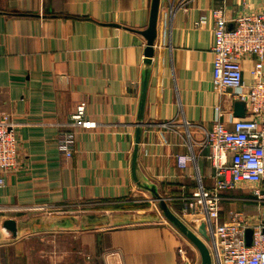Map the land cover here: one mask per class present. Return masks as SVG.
<instances>
[{
	"label": "crops",
	"instance_id": "1",
	"mask_svg": "<svg viewBox=\"0 0 264 264\" xmlns=\"http://www.w3.org/2000/svg\"><path fill=\"white\" fill-rule=\"evenodd\" d=\"M247 3L255 11L264 0ZM220 6L229 19L242 11L240 0H0V117L16 125L18 144L0 187V264H201L162 207L200 236L202 222L182 216L178 199L197 178L212 185L201 145L214 107L228 128L239 119L212 87ZM252 67L241 62L246 84ZM80 103L94 129L69 127ZM66 132L70 159L58 150ZM180 155L194 156L185 169ZM245 206L225 202L220 220Z\"/></svg>",
	"mask_w": 264,
	"mask_h": 264
},
{
	"label": "built area",
	"instance_id": "2",
	"mask_svg": "<svg viewBox=\"0 0 264 264\" xmlns=\"http://www.w3.org/2000/svg\"><path fill=\"white\" fill-rule=\"evenodd\" d=\"M240 4L242 11L231 19L223 6L211 10L210 52L215 95L242 104L244 115L228 128L221 121V107H214L216 121L201 145L208 149L212 185L205 188L197 178L192 193L178 199L182 216L204 223L212 264H264V5L251 11L247 0H240ZM246 59H253L249 84L244 83L241 69ZM85 113V104L77 105L69 127L94 129L96 123L87 120ZM74 143L73 132H66L59 152L70 159ZM17 150L16 125L4 114L0 117V187L4 176L16 169ZM193 159V155L177 156L178 168L185 169ZM225 202H245L253 211L228 210L221 221ZM247 230L251 231L248 246ZM179 253L185 254L183 250Z\"/></svg>",
	"mask_w": 264,
	"mask_h": 264
},
{
	"label": "water",
	"instance_id": "3",
	"mask_svg": "<svg viewBox=\"0 0 264 264\" xmlns=\"http://www.w3.org/2000/svg\"><path fill=\"white\" fill-rule=\"evenodd\" d=\"M145 51V63L150 64L152 59V53H146ZM244 115V107L240 103L234 104V116L237 118H241ZM139 135L140 130L138 129L135 134V146L133 150L132 155V171L135 169L136 159H137V149H138V142H139ZM162 210L164 211L165 217L173 223L177 229L194 245V247L197 249L199 255L201 264H212L211 257L208 251V248L205 244V242H209V237L206 233L205 225L204 223H201L198 228V233L200 236H196L192 231H190L180 220L177 218L174 214H172L168 209L162 207ZM3 227L13 234H16V225L15 222L12 220H6L3 223ZM245 241L246 245H250L251 242V231L247 230L245 233Z\"/></svg>",
	"mask_w": 264,
	"mask_h": 264
},
{
	"label": "rangeland",
	"instance_id": "4",
	"mask_svg": "<svg viewBox=\"0 0 264 264\" xmlns=\"http://www.w3.org/2000/svg\"><path fill=\"white\" fill-rule=\"evenodd\" d=\"M245 204H248V203H245ZM239 206L241 207V205H239ZM243 210H244V212L246 214L247 213H251L252 212V206L250 204H248V206H245V209H243ZM34 244L37 247V242L34 243ZM35 246H32V247H35ZM39 246L40 245H38V247ZM52 252H54V251H52ZM42 254H43L42 256L45 257V254H46L45 251ZM32 256H33V259L38 258V255H37V253L35 251L33 252ZM51 256H53V255H51ZM3 260H2V264H25L24 262H20V261H17V260L14 261L13 258L10 257V256L4 257Z\"/></svg>",
	"mask_w": 264,
	"mask_h": 264
}]
</instances>
